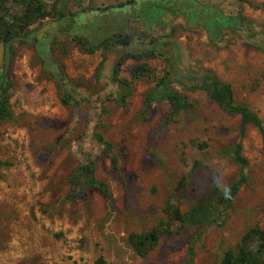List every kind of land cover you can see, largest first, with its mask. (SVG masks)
<instances>
[{"label": "rangeland", "instance_id": "374dc122", "mask_svg": "<svg viewBox=\"0 0 264 264\" xmlns=\"http://www.w3.org/2000/svg\"><path fill=\"white\" fill-rule=\"evenodd\" d=\"M25 1L0 0V15L10 22ZM142 1L150 0H42L51 15L12 44L0 85L11 112L0 121V264H219L248 229H264V138L246 125V181L229 203L215 199L213 188L223 199L240 172L231 157L240 117L194 87L210 71L264 122V0H197L231 18L212 38L177 19L164 33L149 16L140 18L150 8ZM87 20L93 28L86 33L65 28ZM138 65L142 76L133 79ZM114 67L131 86L124 103ZM166 73L165 88L192 105L176 115L166 100L144 108L145 94ZM87 158L108 199L72 187ZM213 202L219 211L211 224L179 219ZM151 230L158 241L141 257L128 236Z\"/></svg>", "mask_w": 264, "mask_h": 264}, {"label": "trees", "instance_id": "16d2710c", "mask_svg": "<svg viewBox=\"0 0 264 264\" xmlns=\"http://www.w3.org/2000/svg\"><path fill=\"white\" fill-rule=\"evenodd\" d=\"M51 15L45 9L42 0H26L24 10L21 15H14L10 22L6 21L0 15V41L4 44L13 37H20V40L25 39L20 36V32L24 31L27 26ZM36 39L37 36H36ZM88 44L89 42L86 41ZM13 44V43H12ZM12 44L10 46V59L12 55ZM91 44V42H90ZM138 58L146 57L145 54L136 55ZM120 60L117 61V65ZM141 70H144V65H138L132 71L133 79H138L142 76ZM116 67L113 69L114 79L120 88L117 100L124 103L125 98L131 95L130 83L125 79L117 78ZM169 73L160 78L156 86L149 90L144 97V108L149 109L152 103L156 100H166L170 107V115H176L181 111L188 110L192 105L183 95L173 92L171 89H166V79ZM4 75L2 74L0 85L3 84ZM200 88L208 95V97L216 103V105L229 115H238L240 117L239 140L231 149L232 160L239 166L240 172L238 178L232 183L229 189V194L222 198V194L218 187H214L212 195L218 200L228 202L237 193L242 184L246 181L244 169L247 167V159L242 155L241 139L245 134L247 124H252L260 135L264 138V122L253 112L246 104L236 103L234 101L233 92L228 83H225L214 73L208 71L198 78V82L194 85ZM7 88L4 87L3 93L0 95V121L11 116V112L7 106ZM125 105V104H120ZM96 141L103 146V152L110 153L112 145L105 141L102 135L98 132L94 133ZM110 161L113 169L117 168L116 158L110 156ZM81 180V181H80ZM70 183L73 188H77L80 184L88 186L101 193L106 199L110 197V191L107 184L96 177L94 171V161L90 158L77 168V171L70 178ZM220 203V202H219ZM212 204H199L193 206L184 215L179 216V219L190 225L211 224L215 221L218 209ZM159 235L155 230L145 233H130L128 236V244L132 250L139 256H146L156 245ZM192 249L189 250V256H192ZM264 229L250 228L241 237L240 241L233 248H228L222 255L219 264H264Z\"/></svg>", "mask_w": 264, "mask_h": 264}, {"label": "flooded vegetation", "instance_id": "af4514ba", "mask_svg": "<svg viewBox=\"0 0 264 264\" xmlns=\"http://www.w3.org/2000/svg\"><path fill=\"white\" fill-rule=\"evenodd\" d=\"M146 2L142 1L138 5L146 4L150 7L147 13L143 12L142 8L140 18L143 19L145 15L149 16L148 21H155L159 27H164V33L167 31L166 27L172 25L173 21L177 19L189 28H201L211 38L217 37L225 26H229L228 22L231 19L223 17L215 8L204 6L197 0H154L153 2L150 0ZM73 26L86 33V29L92 30L93 23L90 20L85 23L75 22L72 26L67 24L65 28L71 31ZM46 32L48 31L46 30ZM39 42L44 43L42 44L46 48L44 52H47L49 46L47 38L44 36L39 39Z\"/></svg>", "mask_w": 264, "mask_h": 264}, {"label": "water", "instance_id": "95a60500", "mask_svg": "<svg viewBox=\"0 0 264 264\" xmlns=\"http://www.w3.org/2000/svg\"><path fill=\"white\" fill-rule=\"evenodd\" d=\"M20 40V37H13L9 39L5 45H4V51H3V75H5L8 72L9 69V63H10V46L12 43Z\"/></svg>", "mask_w": 264, "mask_h": 264}]
</instances>
